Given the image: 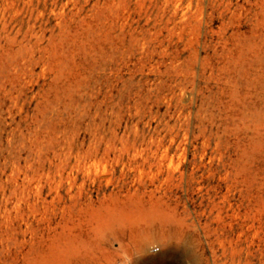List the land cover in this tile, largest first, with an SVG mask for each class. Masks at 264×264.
<instances>
[{
	"label": "rangeland",
	"instance_id": "rangeland-1",
	"mask_svg": "<svg viewBox=\"0 0 264 264\" xmlns=\"http://www.w3.org/2000/svg\"><path fill=\"white\" fill-rule=\"evenodd\" d=\"M0 264H264V0H0Z\"/></svg>",
	"mask_w": 264,
	"mask_h": 264
},
{
	"label": "built area",
	"instance_id": "built-area-1",
	"mask_svg": "<svg viewBox=\"0 0 264 264\" xmlns=\"http://www.w3.org/2000/svg\"><path fill=\"white\" fill-rule=\"evenodd\" d=\"M154 252H157L158 250L157 249H153Z\"/></svg>",
	"mask_w": 264,
	"mask_h": 264
}]
</instances>
